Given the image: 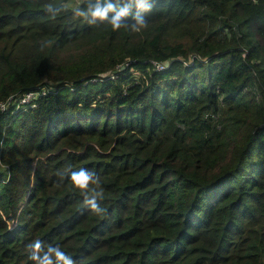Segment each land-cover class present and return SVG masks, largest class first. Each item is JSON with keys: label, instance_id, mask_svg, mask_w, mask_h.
<instances>
[{"label": "trees", "instance_id": "obj_1", "mask_svg": "<svg viewBox=\"0 0 264 264\" xmlns=\"http://www.w3.org/2000/svg\"><path fill=\"white\" fill-rule=\"evenodd\" d=\"M96 2L0 0V101L47 90L0 112V264L36 239L77 264H264V0H148L119 31L74 18Z\"/></svg>", "mask_w": 264, "mask_h": 264}, {"label": "clouds", "instance_id": "obj_2", "mask_svg": "<svg viewBox=\"0 0 264 264\" xmlns=\"http://www.w3.org/2000/svg\"><path fill=\"white\" fill-rule=\"evenodd\" d=\"M148 0H128L122 6L117 0L114 4L112 0H97L95 6L89 5L87 11H76L74 18H82L87 23H92L95 20L101 22H107L111 26L113 31H119L121 27H126L123 25V18L130 14V9L135 5L139 11H147ZM113 13L110 17L109 14ZM91 16L93 21H88L87 17ZM137 24L132 26V31L139 32L148 27L142 15H137L135 17ZM70 183L72 186L79 190L81 196H83V205L87 207L91 213L104 217L106 214V209L97 203V197H101V201L104 198L103 189L101 192H92L89 194V186L93 183L99 184L101 178L96 174L94 170H88L86 168H80L78 171H71L70 173ZM27 250L30 251L29 259L34 261L35 264H77L71 255L62 250L61 246H53L49 244L47 248L44 247V242L40 239L31 241L27 246Z\"/></svg>", "mask_w": 264, "mask_h": 264}, {"label": "built area", "instance_id": "obj_3", "mask_svg": "<svg viewBox=\"0 0 264 264\" xmlns=\"http://www.w3.org/2000/svg\"><path fill=\"white\" fill-rule=\"evenodd\" d=\"M164 66H167V65H165L164 63L158 65V67L161 69L164 68ZM45 94H47L46 88L27 92L23 94L22 96H20L18 99L11 96L6 101H0V112H4L8 110L10 105L13 103H16L14 107L17 109H19L20 107H27V106L36 107L38 104L39 98Z\"/></svg>", "mask_w": 264, "mask_h": 264}, {"label": "rangeland", "instance_id": "obj_4", "mask_svg": "<svg viewBox=\"0 0 264 264\" xmlns=\"http://www.w3.org/2000/svg\"><path fill=\"white\" fill-rule=\"evenodd\" d=\"M70 6H75L74 3H71Z\"/></svg>", "mask_w": 264, "mask_h": 264}, {"label": "water", "instance_id": "obj_5", "mask_svg": "<svg viewBox=\"0 0 264 264\" xmlns=\"http://www.w3.org/2000/svg\"><path fill=\"white\" fill-rule=\"evenodd\" d=\"M165 65H168V61L164 63Z\"/></svg>", "mask_w": 264, "mask_h": 264}]
</instances>
